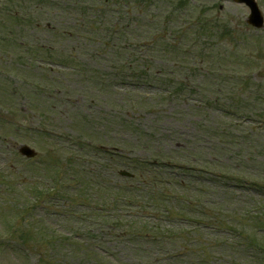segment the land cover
Instances as JSON below:
<instances>
[{
    "label": "rangeland",
    "instance_id": "374dc122",
    "mask_svg": "<svg viewBox=\"0 0 264 264\" xmlns=\"http://www.w3.org/2000/svg\"><path fill=\"white\" fill-rule=\"evenodd\" d=\"M100 1H90L88 7H80L89 12L91 20L94 16V21H89V27L78 32L75 16L60 6L47 2L34 14L30 6H35V0L26 3L21 0H0V14L12 11L23 23L18 27L12 23L2 25L4 34L11 33L12 49L0 42V119H3L0 121V174L11 179L0 182V264L81 263L80 258L77 261L69 259V253L71 256L77 253L76 249L71 253L72 247H63L60 252L52 254L53 251L47 247L48 240L42 234L44 230L58 237H76L88 243L89 236L83 231L82 210L77 200L71 202L63 195L57 200H39L11 232L15 208L18 209L17 217L25 211L24 203L29 199L26 187L49 188L53 183L41 162L50 160L67 167L77 163L75 169L83 167L84 173L92 177L95 183H105V189L114 182L121 183L117 173L125 170L121 165L124 156L139 160L165 157L160 165L165 162L184 163L195 169L202 168L200 166L215 158L216 168H229L232 171L234 168L235 171L247 169L249 174L264 175V168L256 165L250 169L243 162L249 155V148L258 150L259 145L264 143V124L258 122L259 112L254 111L247 117L239 114L229 118L224 115L225 111L234 107L236 101H243V97H236L242 79L264 86V30L255 32L247 28L245 20L248 10L232 0H191L197 9L187 7L183 14L202 13L199 10L202 7L205 15L200 18L212 21L213 34L217 36L209 35L214 38L218 54L212 65L218 71H225V80L217 81L207 76L203 63L191 64L192 61L183 60L173 68L171 62L169 65L162 63L168 60L164 53L156 54L157 57L152 55L147 65L162 63L159 65L167 67V72L163 71V74L171 73L168 78L189 83L193 91L176 104L162 105L154 98L162 90L158 85L149 86L148 82L122 79L132 76V73L122 72L120 65L133 63L141 51L134 50V45H129L131 41L123 50L119 49L122 44H119V39L116 40L117 44L108 40L109 25L101 29L100 21L103 19H95V15L99 14L94 12V8L97 4V8L105 12L113 7L114 1L109 6L102 5ZM256 1L264 17V0ZM219 5L223 6L222 10L218 9ZM26 13L32 14L29 16L32 22L24 21ZM112 21L124 24L119 19ZM44 26L53 29H45ZM57 29L75 32L76 37H58ZM230 31L235 37L229 35ZM257 38H260L259 41ZM105 42H108L107 46L103 45ZM130 52L132 54L129 55ZM57 54L71 58H54L57 64H51L48 56ZM247 57L251 61L248 62ZM61 62L66 64L61 65ZM73 66H79L86 75L76 72ZM92 74H97L101 82L88 78ZM202 84L203 92L195 91ZM208 95L211 96V104L207 103ZM154 104H157L155 110L149 108ZM209 126L217 130L216 134L208 135ZM230 132L232 139L224 140L222 135ZM20 145L33 149L35 156L31 159L20 156L17 151ZM178 146L183 148L178 149ZM258 161H264V157ZM158 171L155 169L150 177H154ZM145 172L147 170L139 174V178L137 171L134 173L135 185L147 191L149 181L140 180L149 177V173ZM243 192L239 188L235 193ZM258 192L246 191L248 196L256 194L251 201L254 209L250 208V215L263 217L264 223V196L260 198ZM218 193L222 197L214 195L208 201L217 203L223 200V192L219 189ZM119 214L126 223V219L135 211L128 209L113 214L115 220L124 223ZM29 216L36 221L40 219L41 234H34L37 231L30 229ZM120 232H112L108 240L117 238L105 246L115 262L129 261L134 256L129 246L118 237ZM230 235H223L230 242L227 252L225 250L220 257L221 262L219 259L215 264H231L230 261L241 263V259H248L245 264H264V224L260 230L255 226L251 231L244 229L241 237ZM233 247L238 250L237 253ZM149 250L151 254L162 249L149 244ZM51 256L55 257L56 262L51 260Z\"/></svg>",
    "mask_w": 264,
    "mask_h": 264
},
{
    "label": "trees",
    "instance_id": "16d2710c",
    "mask_svg": "<svg viewBox=\"0 0 264 264\" xmlns=\"http://www.w3.org/2000/svg\"><path fill=\"white\" fill-rule=\"evenodd\" d=\"M90 1L93 2L94 0H36L40 5L49 2L55 6L63 7L66 12L69 10L75 16L74 22L78 32H81L82 28L89 27V21H94V16L91 20L89 12L80 8L85 7V5L88 7ZM113 1V7L116 9H108L107 7L108 10L105 12L98 10L97 4L95 5L99 14L95 15L97 17L95 19H103L100 21L101 29L106 24L109 25L107 32H110L108 40L111 43H116L117 39H119V44L131 41L136 51H145L149 55L162 52L168 61L173 62L179 60L180 55L181 58H186V55H193L194 60L206 65L215 54L214 38L209 35L213 32V25L209 24L206 19L200 20V18L193 22L196 19L193 17L186 21L187 24L181 23L184 14L178 10L185 9L189 0H166L168 5L165 0H101L100 3L109 6ZM115 14H118L117 17ZM114 18L119 19L124 24L112 21ZM132 27L135 29L130 30ZM96 29L100 31L99 28ZM67 33L61 29L58 30L59 36L67 34L76 37L75 32L67 31ZM93 36L96 39L95 33ZM202 36L210 39L201 43ZM185 40L191 44V47L182 52V45ZM107 44L108 42L103 43L104 46ZM121 47L120 44L119 49ZM146 59L139 58L143 62L136 65H120V68L122 71L132 73L135 79L143 83L149 82V85L156 83L163 86L165 95L159 94L154 97L157 101L160 100L162 105L178 102L182 100L183 96L193 92L189 83L161 77L162 74L160 73L158 75L156 71L158 67L155 70V64L148 66L145 63ZM75 69L80 70L78 66H75ZM158 70L165 71V68L160 67ZM212 74L219 80L225 78L221 76L225 74L223 71L221 73L214 71ZM97 76L93 74L92 78L100 80ZM241 87L240 91H243L242 96L246 97V104L241 106L239 102L237 104L235 102V107L233 109L230 107L231 110L225 111L224 115L227 117L238 116L239 114L248 116L257 111L259 112L257 114L258 122L264 124V86L250 80H244ZM207 101L211 103L208 99ZM156 107L157 104L149 105V108L152 109ZM213 131L214 129H211V133ZM230 135L232 134L229 133L228 136ZM263 145L260 144L258 150L251 148V156L256 159L264 156ZM101 153L102 155L105 154V152ZM164 158L157 157L153 163L150 162L151 164L145 160L123 158L121 165L131 168L133 173L137 171L138 178L141 176L139 174L147 170L145 173H149V177L140 179L149 181V190L147 191L140 188L139 185H135V178L132 180L122 179L121 183L114 182L111 187L105 189L103 187L105 183H102L104 179L101 181L102 184L95 183L92 177L84 173L83 167L75 169L77 163H74L75 166L69 164L70 166L67 167L65 164L54 163L50 160L41 162L43 170L47 172L53 183L49 188L43 186L26 187L25 192H29H27L29 199L25 200V207H28L29 210V204L34 205L33 202L54 198L57 200L61 199L62 195L71 202L77 200L78 206L82 210L83 231L89 236V242H83L76 237L70 239L58 237L57 234L47 233L44 230L42 233L39 231L41 230L40 219L36 221L29 216L31 219V225L28 223L31 226L30 229L33 228L37 231L33 232L34 234H43V237L48 240V249L53 251L52 254L57 251L60 252L63 247H72L71 253L76 249L75 255L71 256L69 253V259L72 258L73 261H77L80 258L81 263L79 264H215L225 250L227 252L230 242H227L223 235L227 237L231 233L230 237H232L234 233L241 237L244 229H252V226L260 228L263 225L259 224L263 217H251L253 214L250 215V208L254 209L251 207V201L255 199L256 194L249 196L246 194V191L253 189L259 191L257 194L260 198L263 197V178L253 179L254 177L241 176V172L245 171L234 172L229 168H220L218 171L214 161L202 165L204 167L203 172L194 171L191 169L194 168L193 166L184 163L167 162V164L160 165L159 160L163 161ZM111 162L109 161V163ZM178 165L185 166L180 167ZM103 167L106 168V165L104 164ZM67 168L68 173L66 172ZM155 169H159V171L151 178L150 174L153 175ZM205 173L209 175L204 177ZM0 179V182L11 180L3 173L0 174ZM236 185H239L244 192L236 194L235 191L239 188L235 187ZM223 187L227 198L223 197V200L217 203L208 201L214 195L222 197L217 190ZM69 189L70 191L62 194ZM128 209L135 211V214L126 219V223L120 214L118 216L124 223L113 218V214ZM15 210L17 214L18 209L15 208ZM22 213L24 218L28 211ZM16 214L12 215L11 218V230L16 225L13 222L17 218ZM256 219L259 221L257 222ZM119 230L121 232L118 237L134 253L130 261L115 262L106 257V244L112 242L117 236L109 240L108 237L112 232ZM49 233L51 236H48ZM46 239H44L45 242ZM149 244L160 247L162 250L149 254ZM233 249L236 253L238 252L235 247ZM51 260L56 262L55 257L51 256ZM238 260H240L239 257ZM246 260L241 259V263L230 262L231 264H245Z\"/></svg>",
    "mask_w": 264,
    "mask_h": 264
},
{
    "label": "water",
    "instance_id": "95a60500",
    "mask_svg": "<svg viewBox=\"0 0 264 264\" xmlns=\"http://www.w3.org/2000/svg\"><path fill=\"white\" fill-rule=\"evenodd\" d=\"M236 1L241 2V3H245L249 6L251 14H250L247 22L256 28H261L262 24H263V20H262V17L260 15V12H259L254 0H236ZM19 152L22 155H25L27 157H32L35 154L31 149H29L26 146H21L19 148Z\"/></svg>",
    "mask_w": 264,
    "mask_h": 264
}]
</instances>
